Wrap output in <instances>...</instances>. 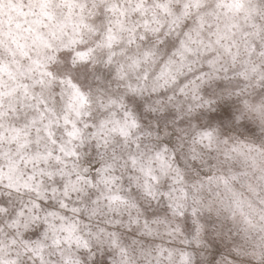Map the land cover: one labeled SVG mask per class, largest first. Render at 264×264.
<instances>
[{
    "label": "clouds",
    "instance_id": "9594fccd",
    "mask_svg": "<svg viewBox=\"0 0 264 264\" xmlns=\"http://www.w3.org/2000/svg\"><path fill=\"white\" fill-rule=\"evenodd\" d=\"M0 264H264V0H0Z\"/></svg>",
    "mask_w": 264,
    "mask_h": 264
}]
</instances>
